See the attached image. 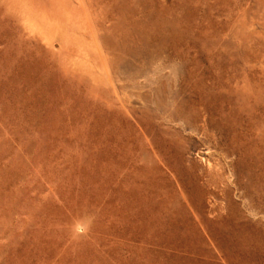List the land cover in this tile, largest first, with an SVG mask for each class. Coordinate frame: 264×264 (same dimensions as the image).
Wrapping results in <instances>:
<instances>
[{"label": "rangeland", "instance_id": "374dc122", "mask_svg": "<svg viewBox=\"0 0 264 264\" xmlns=\"http://www.w3.org/2000/svg\"><path fill=\"white\" fill-rule=\"evenodd\" d=\"M0 264H264V0H0Z\"/></svg>", "mask_w": 264, "mask_h": 264}]
</instances>
